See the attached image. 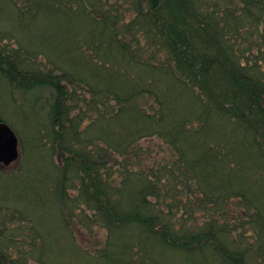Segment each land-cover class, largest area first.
I'll return each instance as SVG.
<instances>
[{"label": "trees", "instance_id": "16d2710c", "mask_svg": "<svg viewBox=\"0 0 264 264\" xmlns=\"http://www.w3.org/2000/svg\"><path fill=\"white\" fill-rule=\"evenodd\" d=\"M0 123V264H264V0H0Z\"/></svg>", "mask_w": 264, "mask_h": 264}, {"label": "water", "instance_id": "95a60500", "mask_svg": "<svg viewBox=\"0 0 264 264\" xmlns=\"http://www.w3.org/2000/svg\"><path fill=\"white\" fill-rule=\"evenodd\" d=\"M20 157L19 139L6 123H0V166L9 167Z\"/></svg>", "mask_w": 264, "mask_h": 264}, {"label": "rangeland", "instance_id": "374dc122", "mask_svg": "<svg viewBox=\"0 0 264 264\" xmlns=\"http://www.w3.org/2000/svg\"><path fill=\"white\" fill-rule=\"evenodd\" d=\"M29 132L26 133V135H28ZM150 144H147L145 146H149ZM151 148H153V145L151 146ZM21 161H22V157H21V150H20V157L17 161H15V163H13L11 166L7 167V169H14L15 167L18 168L21 164ZM5 202L7 203H17L15 200H13L12 198H4L3 200H0V205L1 204H4ZM19 204H21L19 202Z\"/></svg>", "mask_w": 264, "mask_h": 264}]
</instances>
